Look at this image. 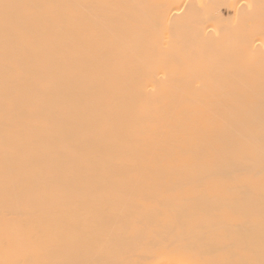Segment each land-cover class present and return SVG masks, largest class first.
<instances>
[{
    "label": "bare ground",
    "instance_id": "6f19581e",
    "mask_svg": "<svg viewBox=\"0 0 264 264\" xmlns=\"http://www.w3.org/2000/svg\"><path fill=\"white\" fill-rule=\"evenodd\" d=\"M0 264H264V0H0Z\"/></svg>",
    "mask_w": 264,
    "mask_h": 264
}]
</instances>
